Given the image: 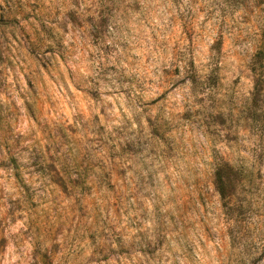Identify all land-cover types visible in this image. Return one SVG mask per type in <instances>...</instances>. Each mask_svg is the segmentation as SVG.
I'll return each mask as SVG.
<instances>
[{
    "label": "rangeland",
    "instance_id": "1",
    "mask_svg": "<svg viewBox=\"0 0 264 264\" xmlns=\"http://www.w3.org/2000/svg\"><path fill=\"white\" fill-rule=\"evenodd\" d=\"M0 264H264V0H0Z\"/></svg>",
    "mask_w": 264,
    "mask_h": 264
},
{
    "label": "trees",
    "instance_id": "2",
    "mask_svg": "<svg viewBox=\"0 0 264 264\" xmlns=\"http://www.w3.org/2000/svg\"><path fill=\"white\" fill-rule=\"evenodd\" d=\"M254 70H255V66H253V71ZM255 92H258L257 87L255 88ZM215 179H216L217 190L219 191L221 198L226 197V193H225L226 182H225L224 177L220 175V173L217 172Z\"/></svg>",
    "mask_w": 264,
    "mask_h": 264
}]
</instances>
